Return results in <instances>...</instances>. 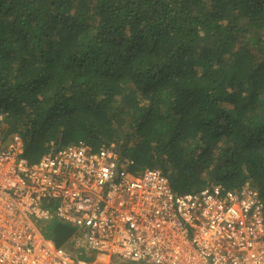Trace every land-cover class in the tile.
Masks as SVG:
<instances>
[{
  "label": "trees",
  "instance_id": "obj_1",
  "mask_svg": "<svg viewBox=\"0 0 264 264\" xmlns=\"http://www.w3.org/2000/svg\"><path fill=\"white\" fill-rule=\"evenodd\" d=\"M0 111L30 161L111 146L264 214V0H0Z\"/></svg>",
  "mask_w": 264,
  "mask_h": 264
},
{
  "label": "built area",
  "instance_id": "obj_2",
  "mask_svg": "<svg viewBox=\"0 0 264 264\" xmlns=\"http://www.w3.org/2000/svg\"><path fill=\"white\" fill-rule=\"evenodd\" d=\"M4 115L0 264H264L250 184L176 194L159 168L134 173L133 159L84 140L30 161L20 135L5 137ZM52 222L71 228L61 244L44 234Z\"/></svg>",
  "mask_w": 264,
  "mask_h": 264
},
{
  "label": "crops",
  "instance_id": "obj_3",
  "mask_svg": "<svg viewBox=\"0 0 264 264\" xmlns=\"http://www.w3.org/2000/svg\"><path fill=\"white\" fill-rule=\"evenodd\" d=\"M70 233L71 228L63 225H57V227H54L50 238L54 241V243L61 244L64 240H67Z\"/></svg>",
  "mask_w": 264,
  "mask_h": 264
},
{
  "label": "rangeland",
  "instance_id": "obj_4",
  "mask_svg": "<svg viewBox=\"0 0 264 264\" xmlns=\"http://www.w3.org/2000/svg\"><path fill=\"white\" fill-rule=\"evenodd\" d=\"M66 145V144H65ZM54 227H55V223H50L49 225H48V230H47V232H45L44 234L47 236V237H51V233H52V231H53V229H54ZM53 235V234H52ZM66 248H68L69 250H71V246H70V243H68V244H66Z\"/></svg>",
  "mask_w": 264,
  "mask_h": 264
},
{
  "label": "water",
  "instance_id": "obj_5",
  "mask_svg": "<svg viewBox=\"0 0 264 264\" xmlns=\"http://www.w3.org/2000/svg\"><path fill=\"white\" fill-rule=\"evenodd\" d=\"M55 227H57V225H56ZM58 244H59V243H58Z\"/></svg>",
  "mask_w": 264,
  "mask_h": 264
}]
</instances>
